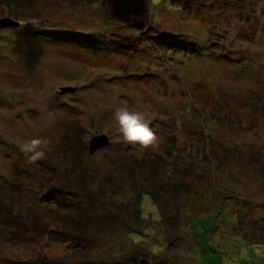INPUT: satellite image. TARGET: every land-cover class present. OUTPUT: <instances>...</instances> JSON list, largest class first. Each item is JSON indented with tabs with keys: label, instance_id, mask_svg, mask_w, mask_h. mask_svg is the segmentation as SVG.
I'll use <instances>...</instances> for the list:
<instances>
[{
	"label": "rangeland",
	"instance_id": "374dc122",
	"mask_svg": "<svg viewBox=\"0 0 264 264\" xmlns=\"http://www.w3.org/2000/svg\"><path fill=\"white\" fill-rule=\"evenodd\" d=\"M1 17L19 23L0 28V256L264 264V0H0ZM125 104L155 149L123 141ZM95 216L89 255L46 234Z\"/></svg>",
	"mask_w": 264,
	"mask_h": 264
},
{
	"label": "trees",
	"instance_id": "16d2710c",
	"mask_svg": "<svg viewBox=\"0 0 264 264\" xmlns=\"http://www.w3.org/2000/svg\"><path fill=\"white\" fill-rule=\"evenodd\" d=\"M260 171H264V167L260 166L258 168ZM138 172V173H137ZM136 174H138L139 180L138 182L142 189L141 194L144 196H148L152 203H154L158 209V195H159V186L158 182L155 181L153 177H148L145 174H142L141 170H136ZM135 182V180H134ZM137 212V211H136ZM98 215V214H97ZM91 216V215H90ZM134 218V223H137L140 221V218L143 219L139 214L135 213L132 215ZM92 221H97L96 216L94 218H87L86 223L80 224L79 221H73V220H52L50 222L49 220H46V227H47V235L50 237L52 234H58L63 236V239H61V242H64L69 250H71L75 254H79L82 256L89 255L90 253V244L94 242L92 238H87L88 235L86 232L88 230H91L95 228L96 224H93ZM20 226V225H19ZM45 227V228H46ZM19 227H15V230H18ZM15 230H12V233H14ZM79 231L78 233H72V232ZM133 233V231H130ZM45 234V233H44ZM71 235V236H67ZM0 264H59V263H53L50 262L49 259H47L46 256H37L35 258L31 259H24V260H17L12 259L10 257H4L0 256ZM84 264H124L120 262H93V263H84ZM140 264H146L145 262H140Z\"/></svg>",
	"mask_w": 264,
	"mask_h": 264
},
{
	"label": "clouds",
	"instance_id": "9594fccd",
	"mask_svg": "<svg viewBox=\"0 0 264 264\" xmlns=\"http://www.w3.org/2000/svg\"><path fill=\"white\" fill-rule=\"evenodd\" d=\"M117 131L128 145H139L143 149H155L158 138L151 127V121L146 119L142 111L132 110L128 105L117 106L113 112ZM49 141L44 137L32 138L20 146L27 156L28 162L36 164L46 156Z\"/></svg>",
	"mask_w": 264,
	"mask_h": 264
},
{
	"label": "water",
	"instance_id": "95a60500",
	"mask_svg": "<svg viewBox=\"0 0 264 264\" xmlns=\"http://www.w3.org/2000/svg\"><path fill=\"white\" fill-rule=\"evenodd\" d=\"M18 23H19L18 20H15V19H13L11 17H1L0 18V28L4 27V26L15 27V26L18 25ZM67 90H70V88H61L60 92H65ZM106 141H107V138L103 134H100V135H97V136H93L88 141V146H87L88 153L94 152L95 149H97L98 147H100L103 144H105Z\"/></svg>",
	"mask_w": 264,
	"mask_h": 264
}]
</instances>
